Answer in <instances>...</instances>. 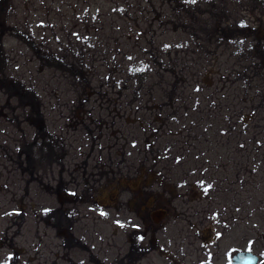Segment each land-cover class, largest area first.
I'll list each match as a JSON object with an SVG mask.
<instances>
[{
	"label": "rangeland",
	"instance_id": "obj_1",
	"mask_svg": "<svg viewBox=\"0 0 264 264\" xmlns=\"http://www.w3.org/2000/svg\"><path fill=\"white\" fill-rule=\"evenodd\" d=\"M8 2L0 63L29 89L37 83L42 112L60 119L57 130L67 129L69 115L90 127L101 119L108 153L116 130L130 142L126 115L137 120L142 142L132 164L106 163L115 175L91 186L67 183L68 170L61 178L40 168L28 143L20 161L15 148L17 158L0 169V264H231L242 249L264 264L263 94L254 87L243 100L240 74L213 92L236 59L222 52L220 61L210 40L216 25L240 28L245 0ZM162 207L167 216L154 222L151 211Z\"/></svg>",
	"mask_w": 264,
	"mask_h": 264
},
{
	"label": "flooded vegetation",
	"instance_id": "obj_2",
	"mask_svg": "<svg viewBox=\"0 0 264 264\" xmlns=\"http://www.w3.org/2000/svg\"><path fill=\"white\" fill-rule=\"evenodd\" d=\"M244 5L246 15L240 28L232 29L231 31L230 28H223L220 25H216L214 30V32H216L215 36H212L210 40L214 43L217 42L215 52L218 51L216 58L219 57L218 59L220 61L221 54H223L222 52H226L230 58L236 59L233 64L229 66L224 65L226 69V77L222 76V78L225 79L224 85L221 88L216 87L213 92L221 91L226 87L225 83L232 80L233 76L236 77L240 74L238 79L242 81L243 86L241 87L245 91L243 100H247L248 90L255 87L259 89L258 93L260 95L263 94L261 99L264 102V0H257L252 5L250 0H245ZM226 61L228 60L226 59ZM226 61H224V63ZM5 62L0 63V169L5 167L4 164L7 163L8 160L13 162V160L17 158L14 157L15 148L18 153V161L22 160L21 158L25 153L24 149L26 143H28L27 146H29L28 150H30L29 154L32 157L31 159L34 160V162L40 163V168L51 169L53 171L59 170L61 178L64 177L65 171L68 170V174L71 178L70 180L67 179V183L74 185L86 184L87 186H91L92 184H90V182L96 183V181H100L108 173L115 175V169L113 168L110 169V171H105L104 168L106 163H110L111 166H120L121 162L127 165L132 164L130 162L135 158L137 144L142 142V140L135 136L136 119L129 118L125 115L123 118L124 121L122 120L123 125L126 124L127 127L130 128V130H127L130 134V142L125 141L124 134L118 129L115 132L116 141H114L116 144L114 147H117L115 150L116 154H114L115 151L105 153L103 129L106 125L108 126V124H104L101 119L96 120L93 118L91 119L92 124L90 127L82 122V117H76L77 119H75L72 115H69L65 118L66 124L63 125L64 128L67 129L60 132V130H57L59 126L58 123H60L58 120L60 119L56 114L50 112L49 115H46L42 112L43 99L40 97L37 87L34 86L37 83L29 89V84L27 85L23 83V81L9 77L5 72L7 67ZM49 62L51 64L50 67L54 69V60L51 59ZM221 69L222 65L219 67V70ZM51 74L54 77H50L49 87L51 88L50 84H54L55 86L50 95L54 97L57 92L55 71ZM37 82L40 83V81ZM211 86L213 87V85ZM26 90L31 92V98L26 99ZM140 94L142 93L139 92V95ZM165 96H167V93H165ZM67 102L68 105L70 104L72 112L71 100L70 102L67 100ZM116 102L118 104L120 100L116 99ZM168 102L170 101L166 98L163 104L168 105ZM52 107H55V104H52ZM116 108H114V110H116ZM118 110L120 109L118 108L117 111ZM115 116L113 126L116 124L117 127H120V122L117 121V118L119 119V117L123 115L118 112ZM141 123L142 121L140 124ZM148 124L151 125V123ZM143 125L146 126L145 123ZM92 126L97 128L94 129ZM150 127L151 126L146 128L149 136L145 138L144 141L149 139L151 142V135L149 133L151 131ZM79 128L83 129L84 132V136H82L81 140L76 138V135L73 136ZM51 130H54V134H52ZM69 132H71V135H69ZM121 139H123V141H121ZM126 143H129V145L127 144L125 146ZM120 144L123 146H120ZM140 148H142V146H140ZM144 148L147 149V146H144ZM120 149L122 151H120ZM141 153L138 152V156ZM34 165L36 166L35 163ZM89 169L91 170L89 171ZM61 178L59 180H61ZM180 185L182 184L180 183ZM74 192L72 196L76 198L77 192L76 190ZM70 212L71 211L68 210L66 211L68 215H72L73 212ZM167 213V209L163 207L154 209L151 211V219L154 222H159L167 216ZM238 251L239 250L235 251L231 255V264L233 255ZM132 252V256L135 258L136 255H138L135 247L132 249ZM260 261L261 256L259 263Z\"/></svg>",
	"mask_w": 264,
	"mask_h": 264
},
{
	"label": "water",
	"instance_id": "obj_3",
	"mask_svg": "<svg viewBox=\"0 0 264 264\" xmlns=\"http://www.w3.org/2000/svg\"><path fill=\"white\" fill-rule=\"evenodd\" d=\"M259 255L252 250H240L233 255L232 264H257Z\"/></svg>",
	"mask_w": 264,
	"mask_h": 264
},
{
	"label": "trees",
	"instance_id": "obj_4",
	"mask_svg": "<svg viewBox=\"0 0 264 264\" xmlns=\"http://www.w3.org/2000/svg\"><path fill=\"white\" fill-rule=\"evenodd\" d=\"M149 1H151L152 2V0H145V3L144 4H149ZM150 2V3H151ZM9 2H8V0H0V13H1V9H4V8H6V4H8ZM162 4V3H161ZM141 10H142V13H144L145 12V8H141ZM80 12V8H78V7H76L75 9H73V17L75 18V19H77V17L80 19V16L78 15V13ZM106 12V13H105ZM147 13H148V10H147ZM149 13H152V12H149ZM108 14H110V11H103L102 13L101 12H99V17H100V19H103L104 18V20H102V21H106L107 19H108ZM1 15V14H0ZM2 16H4V14L2 15ZM74 20V19H73ZM159 21H161V19H159ZM88 45V44H87ZM185 64V63H184ZM183 70H185V68H183V69H181V71H183ZM186 97V96H185ZM185 99V98H184ZM188 100V98L185 100V101H187ZM187 104H189V102L187 103ZM185 110H189V109H187V107L185 106ZM237 121V120H236ZM241 135H243L242 134V132L240 133ZM240 135V136H241ZM244 136V135H243Z\"/></svg>",
	"mask_w": 264,
	"mask_h": 264
}]
</instances>
